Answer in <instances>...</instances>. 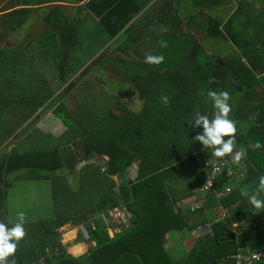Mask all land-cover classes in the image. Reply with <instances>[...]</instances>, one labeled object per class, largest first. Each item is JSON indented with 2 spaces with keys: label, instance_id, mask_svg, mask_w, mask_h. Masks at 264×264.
I'll list each match as a JSON object with an SVG mask.
<instances>
[{
  "label": "trees",
  "instance_id": "1",
  "mask_svg": "<svg viewBox=\"0 0 264 264\" xmlns=\"http://www.w3.org/2000/svg\"><path fill=\"white\" fill-rule=\"evenodd\" d=\"M153 1L77 0L85 3L78 5L72 18L54 4L45 18L51 25L46 37L32 39L24 49L0 43V222L13 226L8 202L18 179H48L55 211L52 219L23 224L26 235L9 261L232 264L240 248L264 249V210L238 205L241 190L251 194L264 175V0H237L227 19L209 14L208 34L232 46L217 58L188 28L183 0H157L154 7H158L141 14ZM225 1L193 0V7H220ZM260 1L263 7L256 8ZM89 9L99 24L84 16ZM33 11V7L16 8L0 16L1 24L22 27ZM143 21H150L144 25L145 41L132 27ZM164 25L173 30L157 33ZM126 27L129 35L120 41ZM118 50L124 56H113ZM149 54L163 55V63H145ZM92 59L94 66H105L134 84L143 102L141 111L107 93L104 84H93L87 66ZM209 91L230 95L229 118L237 127L234 152H246L239 162L233 154L214 157L213 149L193 139L203 131L202 126H191L194 114L211 119L215 113ZM163 95L169 98L167 104ZM51 110L62 132L38 126L43 113ZM257 140L262 147L253 150L250 144ZM209 161L236 163L244 174L238 188L221 199V205L233 208L218 222L210 220L204 209H191ZM231 185L225 172L216 187ZM117 208L130 213V228L112 237L113 224L106 225L102 215L110 216ZM239 216L246 225L234 227ZM71 223L84 226L87 241L96 244L82 257L69 252L60 234ZM208 224L211 230L196 239L184 257L173 256L168 249L171 233Z\"/></svg>",
  "mask_w": 264,
  "mask_h": 264
},
{
  "label": "rangeland",
  "instance_id": "2",
  "mask_svg": "<svg viewBox=\"0 0 264 264\" xmlns=\"http://www.w3.org/2000/svg\"><path fill=\"white\" fill-rule=\"evenodd\" d=\"M42 1L47 0H0V16H3L4 14H8L9 12L13 11L16 8L20 7H33L34 11L30 15L27 23L22 26L18 27L16 29L13 28L11 25H2L0 20V43L7 48H20L24 49L26 47L27 43H29L32 39L39 37L44 38L51 30V25L48 24L45 20V18L48 15V12L51 8L54 7V4H59L62 6V9L66 12V14L69 16V18L73 17V14L75 15L78 13V6H77V0H54L52 3H47L43 5H27L23 4L25 2H29L30 4H37ZM237 0H226L224 4H222L220 7H200L198 9L194 10V13L188 12L185 14V18L187 20V26L190 30H192V33L194 36L202 43L204 49L209 53L213 54L216 58L222 55H225L231 50V43L227 42L223 39H215L212 36H210L207 32V22H208V16L211 14L219 15L221 18L227 19L232 15L235 8L237 7ZM249 2H252L253 0H247ZM186 3L192 2L191 0H186ZM47 10H44L47 8ZM263 4L262 1H260L256 8H262ZM44 8V9H43ZM77 10V11H76ZM151 12V11H150ZM210 14V15H209ZM150 22V21H149ZM148 21H143V25L138 26L140 30L146 31L144 28V25L149 23ZM95 24H99L97 21ZM171 28H167L164 31H169ZM161 31V32H164ZM154 33V32H153ZM153 33H150L153 34ZM147 34V33H146ZM157 35V34H156ZM155 35V36H156ZM119 40H123L127 36L126 31H122L120 33ZM144 44H141V47H143ZM142 51V49H141ZM154 50H150L149 53H152ZM122 51L118 50L116 51L113 56L119 58V56L122 55ZM124 56V55H122ZM126 58H129L127 55H125ZM93 60H90L87 64L90 69H92L93 78L95 85L104 84L105 91L108 93L110 92L112 96H116V98L129 107L130 109L134 111H141L143 107V102L140 100V94L137 91V88L134 86L133 83H130L128 81H125L122 79L121 75L112 74L110 73L105 66H94ZM86 66V67H87ZM78 77V76H77ZM101 91H104V89H101ZM56 115L51 110L49 112L43 113V118L41 119L39 123V127H44L48 131L58 133L62 132L63 129L59 124H57L58 121H56L55 118ZM234 160H235V152L233 153ZM202 161V160H201ZM232 164V163H231ZM236 164V163H235ZM235 164L233 165L236 169ZM238 167V166H237ZM205 168V166H204ZM135 177V171L132 170L130 174V178ZM119 181V179L117 178ZM121 182V180L119 181ZM206 183V178L204 181L197 184V187L201 184L203 186ZM226 187H222L220 189L221 192H225ZM9 220L12 225L16 221H19V212H23L25 215V221H33V215L35 214L40 218L41 220L46 219H52L54 216V205H53V191L50 181L48 179H18L14 182L13 189L10 192L9 196ZM214 203V202H213ZM31 212V214H29ZM215 215L217 216V213L215 212ZM40 221V220H39ZM37 222V221H36ZM114 226L119 227L120 230L122 229L121 225L114 220ZM82 226L75 225V224H69L65 226L64 228L60 229V234L62 239L65 242H68L66 237H70L73 231L78 228L79 233L81 232V236L84 237V242L88 244V247H90V250L92 248V245L87 240L89 239L86 234H84L81 231ZM200 236H205V234L201 231L198 233ZM79 237V240L82 239V237ZM189 231H186L185 233L180 232H173L168 237V242L172 241L174 245L169 244L168 249L172 252L173 256L175 258L180 259L185 253L187 248V253L192 249L191 241L188 240L189 238ZM195 237L196 234H195ZM179 243H185V245H177ZM68 249L71 250L70 252L75 253V249L81 246L74 247L73 243H67ZM86 249V248H85ZM89 252V251H88ZM88 252H85L83 254H76L77 256L80 255V257L86 255Z\"/></svg>",
  "mask_w": 264,
  "mask_h": 264
},
{
  "label": "clouds",
  "instance_id": "3",
  "mask_svg": "<svg viewBox=\"0 0 264 264\" xmlns=\"http://www.w3.org/2000/svg\"><path fill=\"white\" fill-rule=\"evenodd\" d=\"M161 47H167L166 42H161ZM164 61L163 55H147L145 63L161 64ZM211 99L215 113L210 119L209 116L196 112L193 119L190 121L193 128H200L203 131L197 132L193 139L199 141L204 148L213 149L211 155L217 158H224L234 153L236 146V132L237 127L235 121L229 118L232 111L229 104L230 95L227 91H209L207 93ZM165 104L168 103L169 98L167 95L161 97ZM227 137V139H225ZM253 150L262 147L260 141L250 144ZM246 156V152L236 151L235 162H239ZM248 205L254 211L264 210V175L258 177V184L251 194L245 193ZM19 222L15 223L12 227H8L4 222H0V264H15V260L9 261V257L15 255L17 245L22 240L26 231L23 226L25 215L23 212L18 213ZM111 233V231H110Z\"/></svg>",
  "mask_w": 264,
  "mask_h": 264
},
{
  "label": "crops",
  "instance_id": "4",
  "mask_svg": "<svg viewBox=\"0 0 264 264\" xmlns=\"http://www.w3.org/2000/svg\"><path fill=\"white\" fill-rule=\"evenodd\" d=\"M155 1H157V0H155ZM155 1H153L144 11H142L141 12V14H143V13H145L146 11H148V10H154L156 7H158L160 4H158L157 6H155L154 7V3H155ZM186 0H183V2H182V5H181V8H182V12H183V14H186L187 13V11L188 12H191V13H194V10L195 9H198V8H200L201 6H199L198 8L196 7V8H194L193 7V4H192V2L190 3V2H188V3H186L185 2ZM191 1H193V0H191ZM86 2V1H85ZM85 2H82V3H85ZM26 3V2H25ZM77 3V6L78 5H80V4H82V3H78V2H76ZM47 4V3H46ZM151 7H153V8H151ZM44 9V8H43ZM48 9V7L47 8H45L44 10H47ZM77 11V10H76ZM84 16L86 17V18H88L89 19V21H91V22H97L98 20H100L99 19V17H97L96 16V14L92 11V10H88V11H85L84 13ZM140 14V15H141ZM139 15V16H140ZM73 16H74V14H73ZM139 16H137L136 18H134V20H133V22H135V21H137V19H138V17ZM99 22V21H98ZM132 22V23H133ZM140 22V21H139ZM132 23H130L129 25L131 26L132 25ZM133 26H135V28L133 29V30H136V34L138 35V36H143V41H145V39L147 38V31H143V30H140L139 28H138V26H141L140 24L139 25H132V27ZM128 27V26H127ZM127 27H126V29H124L123 31H128L127 30ZM167 28H171L169 31H164V30H166ZM185 31H186V27H184L183 28ZM171 30H173V28L170 26V25H164L157 33H159V32H161V31H164V33H166V32H170ZM128 35H129V33L127 32V36L126 37H128ZM120 38V37H119ZM124 40V39H123ZM122 41V40H121ZM145 45V44H144ZM148 50V49H147ZM233 166V165H232ZM234 167V166H233ZM233 170L234 171H236V173H237V179L236 180H234L233 182H234V185H235V189H237L238 188V185L239 184H237V181L238 180H240L242 177H243V175L244 174H242V171L239 173L238 172V170L237 169H235V168H233ZM135 174H136V172H135ZM223 187H226V186H223ZM234 189V190H235ZM218 190H220V189H218ZM233 190V191H234ZM245 193H247L246 191H243V190H241V195L243 196V200H241L239 203H238V205H240V206H244L245 204H248L247 203V200H246V197H245ZM220 201L221 200H219V199H217L216 198V196H214V195H212V194H207L204 190H203V186H201V184L198 186V187H196V195L192 198V203H193V205H192V208L191 209H194L195 208V206H196V204H200V206H201V208L200 209H204L207 213H208V216H209V219L210 220H213L214 219V221H216V222H218L219 220H225L227 217H229V214L231 213V210H232V208H233V206H230V207H225V206H223V205H221L220 204ZM214 202V203H213ZM215 212L217 213V216L215 215ZM224 212H227V217L225 218V219H222V214L224 213ZM29 214H31V212L29 213ZM240 218V219H239ZM32 220L33 221H25L24 220V223H35L36 221L38 222L39 220L41 221V219L40 218H38V216H36L35 214L33 215V218H32ZM17 222H19V221H16L15 223H17ZM14 223V224H15ZM239 223H242V224H245L246 225V222L243 220V218H242V216H239L238 217V221H236L235 223H234V227H235V225H237L236 227H238V225H239ZM12 224V223H11ZM71 224H73V223H71ZM212 227V224H208V226L206 227V228H202V227H200L199 229H197V230H194V231H191V232H189V238H188V240H190L191 241V245L193 246V244H194V242L196 241V239H198L199 237H201L200 235H198V233L199 232H203L204 234H206V232L210 229ZM211 230V229H210ZM111 231V236L112 237H114L115 236V234L116 233H119L121 230L119 229V228H117L116 227V229H115V226H114V224H113V227H112V229L110 230ZM195 234H196V236L197 237H195ZM82 234H81V232L79 233V230H78V228H76V230L75 231H73L72 232V234L70 235V237H66V239L68 240V242H65L64 240H63V243L68 247V245H67V243H73L74 244V247H77V246H84L85 248H86V250H85V252H88L89 250H90V247H88V244L87 243H85V242H82V241H80L79 240V237L81 236ZM169 244H172V245H174V243L172 242V241H169L168 242V245ZM183 243H179V244H177V245H182ZM91 245H92V247L93 246H95L96 244L95 243H91ZM183 245H185V243L183 244ZM169 247V246H168ZM250 249V248H249ZM252 250V249H251ZM261 250H263L264 251V249H261ZM71 250H69V252H70ZM187 248H186V253H187ZM84 252V253H85ZM72 255H76L75 253H72V252H70ZM186 253L182 256V257H184L185 255H186ZM76 257V256H75ZM77 257H80V255L79 256H77ZM181 257V258H182ZM180 258V259H181ZM264 263V262H263Z\"/></svg>",
  "mask_w": 264,
  "mask_h": 264
},
{
  "label": "built area",
  "instance_id": "5",
  "mask_svg": "<svg viewBox=\"0 0 264 264\" xmlns=\"http://www.w3.org/2000/svg\"><path fill=\"white\" fill-rule=\"evenodd\" d=\"M206 170V183L203 185V190L207 194H212L216 196L217 199H223L227 194H230L234 189V180L237 179V173L233 170V166L227 162H219V161H209L205 164ZM226 172L228 177L231 179L232 185L226 186L225 192H221L216 187L218 179ZM201 208L200 204H196L194 209L199 210ZM227 212L222 214V219L227 217ZM130 213H128L125 209L117 208L110 213V216L106 213L102 215V219L106 225L114 224V220H116L122 227V229L130 228ZM237 225H235L236 227ZM119 228V227H117ZM81 231L87 235L89 238V234L87 229L82 226ZM120 229V228H119ZM121 229V230H122ZM232 264H260L264 262V251L259 250H251L249 248H240L238 252L232 257Z\"/></svg>",
  "mask_w": 264,
  "mask_h": 264
},
{
  "label": "bare ground",
  "instance_id": "6",
  "mask_svg": "<svg viewBox=\"0 0 264 264\" xmlns=\"http://www.w3.org/2000/svg\"><path fill=\"white\" fill-rule=\"evenodd\" d=\"M85 247L84 246H81V247H78L77 249H75V254H83L85 252Z\"/></svg>",
  "mask_w": 264,
  "mask_h": 264
},
{
  "label": "water",
  "instance_id": "7",
  "mask_svg": "<svg viewBox=\"0 0 264 264\" xmlns=\"http://www.w3.org/2000/svg\"><path fill=\"white\" fill-rule=\"evenodd\" d=\"M77 257V255H75Z\"/></svg>",
  "mask_w": 264,
  "mask_h": 264
}]
</instances>
